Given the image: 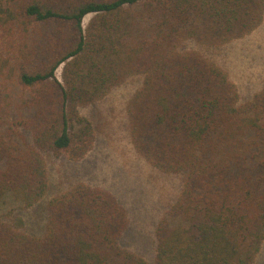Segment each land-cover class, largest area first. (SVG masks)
<instances>
[{
    "label": "trees",
    "instance_id": "obj_1",
    "mask_svg": "<svg viewBox=\"0 0 264 264\" xmlns=\"http://www.w3.org/2000/svg\"><path fill=\"white\" fill-rule=\"evenodd\" d=\"M20 16L43 30L46 52L14 73L18 94L0 88V199L39 204L51 184L46 154L79 163L95 147L79 109L139 76L127 106L133 145L153 168L184 178L157 224L155 264H255L264 251V87L242 101L198 47L254 32L264 0H0L2 81L11 60L1 49ZM47 213L40 237L21 213L0 215V264H148L122 246L130 218L110 192L78 182Z\"/></svg>",
    "mask_w": 264,
    "mask_h": 264
},
{
    "label": "rangeland",
    "instance_id": "obj_2",
    "mask_svg": "<svg viewBox=\"0 0 264 264\" xmlns=\"http://www.w3.org/2000/svg\"><path fill=\"white\" fill-rule=\"evenodd\" d=\"M18 20L22 27L14 29L1 49L11 60V72L6 74L5 81L0 78V88L12 95L21 89L16 83V70L37 67L42 64V55L46 52L43 30L35 28L23 16ZM198 48L231 76L242 101L251 99L264 87V20L251 34L223 47ZM64 67L65 64L57 71L61 81ZM141 84V77L131 76L112 88L102 100L82 106L79 109L81 114L94 124L97 131L94 149L79 163L56 153L46 154L51 183L46 197L36 206L26 208L7 196L0 199V215L21 213L27 231L40 237L48 223L49 200L73 184L87 182L110 192L126 209L130 225L122 246L145 258L148 264H155L157 224L178 198L184 178L153 168L133 145L127 106ZM255 264H264V251L256 257Z\"/></svg>",
    "mask_w": 264,
    "mask_h": 264
}]
</instances>
